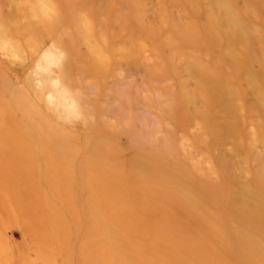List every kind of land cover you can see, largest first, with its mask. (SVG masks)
<instances>
[{
  "label": "rangeland",
  "instance_id": "1",
  "mask_svg": "<svg viewBox=\"0 0 264 264\" xmlns=\"http://www.w3.org/2000/svg\"><path fill=\"white\" fill-rule=\"evenodd\" d=\"M0 264H264V0H0Z\"/></svg>",
  "mask_w": 264,
  "mask_h": 264
}]
</instances>
